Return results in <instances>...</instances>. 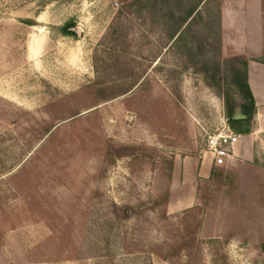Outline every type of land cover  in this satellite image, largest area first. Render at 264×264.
I'll return each instance as SVG.
<instances>
[{
	"label": "rangeland",
	"instance_id": "obj_1",
	"mask_svg": "<svg viewBox=\"0 0 264 264\" xmlns=\"http://www.w3.org/2000/svg\"><path fill=\"white\" fill-rule=\"evenodd\" d=\"M153 3L0 0V264H264V108L243 115L232 81L264 63V0H210L191 54ZM222 127L246 154L167 214L173 170Z\"/></svg>",
	"mask_w": 264,
	"mask_h": 264
},
{
	"label": "crops",
	"instance_id": "obj_2",
	"mask_svg": "<svg viewBox=\"0 0 264 264\" xmlns=\"http://www.w3.org/2000/svg\"><path fill=\"white\" fill-rule=\"evenodd\" d=\"M222 10H223L222 27L224 31L223 43L225 50L226 49L229 50L231 48H226V43L229 44V47H232L234 45V41L233 39H231L232 38L231 36L234 37L233 33L235 32V29L239 28V25L236 24L237 26H234L235 24L233 23V21L229 22V20L230 19L233 20L235 16L233 15L232 10L227 8L226 3L223 4ZM260 12L261 11L259 10L258 13ZM254 13L257 14L256 11L254 12L252 11L248 13L249 14L248 16L252 18ZM246 22L247 21L245 20V23ZM237 51L238 52L235 53H242L247 58H250V54L252 53V51L251 52L250 50L247 51V49L244 52H241L239 49ZM263 76H264V63L248 60L247 84L254 97L255 107L257 110L264 108V81L262 79ZM239 136H240V140L238 144L235 146L234 152L235 155L236 154L240 155V153L241 155H245L246 151L243 150V145H241L243 140L241 139L240 134ZM235 155L229 160H232L235 157ZM213 165L214 164L211 155L208 152L204 151L203 156H199V157L190 156L188 160H184V164L181 168L179 167L178 170L176 169L173 170L170 179V186H169L170 197L165 206L167 214H175L179 211L193 207L197 198L196 195H197L198 183L203 180H206L210 176Z\"/></svg>",
	"mask_w": 264,
	"mask_h": 264
},
{
	"label": "trees",
	"instance_id": "obj_3",
	"mask_svg": "<svg viewBox=\"0 0 264 264\" xmlns=\"http://www.w3.org/2000/svg\"><path fill=\"white\" fill-rule=\"evenodd\" d=\"M150 3V0H145ZM153 7L157 12L160 13V18L164 19V23H168L170 26L169 38L174 39L173 43H181L182 47L188 54L193 52L194 46L192 41L188 40V33L191 31L192 25L196 22L198 18L203 19V15L206 13V18L209 21L219 18V5H216V10L214 13L210 11L208 3L210 0H153ZM184 4V8H180ZM159 5V6H158ZM206 6V11L201 9L202 6ZM158 6V7H157ZM168 7V8H167ZM165 9V10H164ZM167 9V10H166ZM213 18V19H212ZM207 19V20H208ZM66 33H71V31L64 28ZM242 65V70H234L232 72V81L236 88L239 90L246 105L241 106V112L243 115L251 116L253 110L255 109L254 97L247 84V62L245 60L240 61ZM209 69V65L205 66ZM213 70L215 67L212 66ZM217 72H212V77L216 78L217 84L219 83V76L217 78Z\"/></svg>",
	"mask_w": 264,
	"mask_h": 264
},
{
	"label": "built area",
	"instance_id": "obj_4",
	"mask_svg": "<svg viewBox=\"0 0 264 264\" xmlns=\"http://www.w3.org/2000/svg\"><path fill=\"white\" fill-rule=\"evenodd\" d=\"M239 140V134L233 132L230 127L217 128L214 132L206 134L203 141L204 151L211 155L214 165L220 166L235 155V146Z\"/></svg>",
	"mask_w": 264,
	"mask_h": 264
},
{
	"label": "water",
	"instance_id": "obj_5",
	"mask_svg": "<svg viewBox=\"0 0 264 264\" xmlns=\"http://www.w3.org/2000/svg\"><path fill=\"white\" fill-rule=\"evenodd\" d=\"M74 29H75V28L72 27V26L68 28V30H70V31H74Z\"/></svg>",
	"mask_w": 264,
	"mask_h": 264
}]
</instances>
